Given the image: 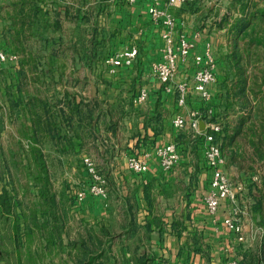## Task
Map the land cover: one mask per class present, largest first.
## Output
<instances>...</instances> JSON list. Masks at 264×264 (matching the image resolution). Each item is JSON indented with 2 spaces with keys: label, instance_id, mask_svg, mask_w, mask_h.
I'll return each mask as SVG.
<instances>
[{
  "label": "rangeland",
  "instance_id": "374dc122",
  "mask_svg": "<svg viewBox=\"0 0 264 264\" xmlns=\"http://www.w3.org/2000/svg\"><path fill=\"white\" fill-rule=\"evenodd\" d=\"M135 1L0 0L5 56L0 59V193L6 190L0 199V264H146L141 243L125 233L119 240L122 223L115 213L122 203L115 168L111 151L98 146L110 142L107 132L117 124L113 116L123 113L119 98L147 97L148 78L159 81L155 68L161 54L145 65L138 54L131 63L112 62L133 36L127 17L111 15L114 6ZM256 9L261 10L252 17ZM245 14L248 19L237 24ZM209 18L217 19L210 23ZM196 31L209 38L215 72L207 95L196 91V117L204 126L219 125L218 168L229 196L218 210L224 208L237 223L246 210L255 215L249 214V241L256 243L264 234V0H196ZM237 55L246 86L242 107L233 92L229 104L224 100L223 82L231 87L236 80ZM139 65L148 67V74L142 76ZM180 73L183 80L192 78ZM240 117L245 120L237 126ZM201 145L204 149L205 141ZM150 156L128 155V170L146 173ZM132 157L147 169L132 170ZM202 159L206 162L204 153ZM98 202L106 212L91 217L87 208ZM256 248L251 243L249 252L254 255ZM129 253H140L137 261L130 262Z\"/></svg>",
  "mask_w": 264,
  "mask_h": 264
},
{
  "label": "crops",
  "instance_id": "0c3cea01",
  "mask_svg": "<svg viewBox=\"0 0 264 264\" xmlns=\"http://www.w3.org/2000/svg\"><path fill=\"white\" fill-rule=\"evenodd\" d=\"M149 4V0H137L132 4L114 6L116 9L111 14L120 20L127 17L132 24L133 36L126 39L121 49L135 45L138 57L143 56L144 65L151 56L160 55L163 29L161 24L150 19ZM174 17L176 31L184 32L194 43L191 54H196L199 48L203 51L209 38L196 31V0L177 7ZM209 19L212 23L217 18ZM194 69L191 59L180 63V78L183 76L181 70L193 76ZM137 70L143 73L142 76L149 72L148 67L141 65ZM137 70H133L134 74ZM119 84L125 85L121 81ZM147 86L150 93L143 101L125 94L119 98L123 113L113 116L117 124L107 132L110 142L98 145L100 151H111L115 168L113 179L120 188L116 187L122 204L118 214L115 213L116 219L122 223L117 231L119 240L125 233L131 235L129 241L141 243L146 264L159 261L170 264H250L252 260L264 264V234L257 236L256 243L249 241L250 219L255 215L246 210L241 218L244 238L239 241L237 233L223 222L224 208L214 215L206 209L204 197L209 190L212 171L202 159L204 149L201 142L208 129L204 126L198 133L189 124L190 113L199 111L200 100L196 91L187 96L184 105H178L173 88L172 91L165 90L151 76ZM177 115L186 119L183 127L174 125ZM168 142L174 143L180 154L179 163L172 170L162 169L154 158L156 147ZM143 152L151 153L147 160L149 170L142 174L129 171L127 156ZM100 203L96 208H87L88 215L104 214L106 208L99 207ZM251 243L257 247L254 255L249 252ZM137 254L140 253H129L130 262L137 261Z\"/></svg>",
  "mask_w": 264,
  "mask_h": 264
},
{
  "label": "built area",
  "instance_id": "2783aa9c",
  "mask_svg": "<svg viewBox=\"0 0 264 264\" xmlns=\"http://www.w3.org/2000/svg\"><path fill=\"white\" fill-rule=\"evenodd\" d=\"M134 1V0H130ZM193 0H151L148 6L150 19L154 23L161 24V46L159 48L163 59L157 64L155 72L158 80L167 91L176 92L178 105H184L188 93L193 89L202 95H207V86L215 81V72L211 61V49L209 42L204 45L201 54H191L194 47L193 41L182 31H176L174 10L184 3ZM138 54V49L135 45L125 48L121 52L120 58L112 60L113 64L119 65L122 62L131 63ZM3 53H0V59H4ZM193 61L195 67L192 78L189 81L179 78L178 65L185 63L188 60ZM146 97H138L139 101L145 100ZM174 125L183 127L186 124V119L182 115H177L173 120ZM190 127L200 133V120L196 117L195 112L190 113ZM208 128L204 133V155L207 164L212 168L211 179L209 183L208 193L204 197V203L209 214L214 215L218 211V207L223 199L228 198L229 190L226 187V181L222 171L218 168L222 162V154L220 144L216 142L214 133L219 130V125L215 123L205 124ZM155 153L159 156L160 166L165 170H172L179 163L180 154L176 145L172 142L164 143L157 146ZM129 166L137 172H144L147 169V164L135 157L130 158ZM224 224L235 231L238 240L243 239L242 223H237L235 217L226 215L223 219ZM153 264H170L167 261H159Z\"/></svg>",
  "mask_w": 264,
  "mask_h": 264
},
{
  "label": "trees",
  "instance_id": "16d2710c",
  "mask_svg": "<svg viewBox=\"0 0 264 264\" xmlns=\"http://www.w3.org/2000/svg\"><path fill=\"white\" fill-rule=\"evenodd\" d=\"M263 6V5H262ZM22 10V8H21ZM261 10V9H260ZM260 10H255L251 13V16L252 17H255V15L257 13L260 12ZM263 10V9H262ZM228 18V15H226V17H224V20H226ZM238 20H236V23L237 24H240L242 23V19H248V15L245 14L244 16H241L239 18H237ZM222 20V19H221ZM249 23V22H248ZM236 59L234 60L235 61V65H236V80L233 82V85L230 87L228 83H226L225 81L223 82V86H224V89H225V98L227 99H224L226 101V104H229L228 101H229V96L232 94L231 92H233V95L236 96V98H238V102H240V105L241 107L245 105L244 101L246 100L245 99V90H246V86H245V78L243 77V68L239 66V63H238V59H239V56L237 55L235 57ZM231 59V57H230ZM232 61V59H231ZM232 96V95H231ZM246 102V101H245ZM77 110V109H76ZM87 111L88 113L90 114L92 109L91 108H88L87 107ZM245 118H241L238 120V124L237 126H240V124H242L244 122ZM219 133V132H218ZM218 133H214V136H216V134ZM237 133V132H236ZM235 134V133H234ZM234 134L233 135H230L228 136L229 139H233L234 137ZM215 138V137H214ZM46 171V170H45ZM5 194H6V190L3 189L2 193H0V199H4L5 197ZM258 204V207H259V202L257 203ZM4 204L3 203H0V208H3ZM247 264V263H245Z\"/></svg>",
  "mask_w": 264,
  "mask_h": 264
},
{
  "label": "water",
  "instance_id": "95a60500",
  "mask_svg": "<svg viewBox=\"0 0 264 264\" xmlns=\"http://www.w3.org/2000/svg\"><path fill=\"white\" fill-rule=\"evenodd\" d=\"M204 127V124L202 121H200V128H203Z\"/></svg>",
  "mask_w": 264,
  "mask_h": 264
}]
</instances>
